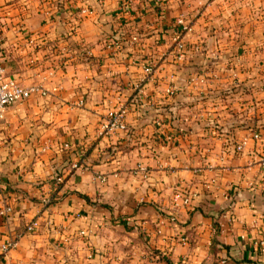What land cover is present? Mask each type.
<instances>
[{
  "label": "crops",
  "instance_id": "obj_1",
  "mask_svg": "<svg viewBox=\"0 0 264 264\" xmlns=\"http://www.w3.org/2000/svg\"><path fill=\"white\" fill-rule=\"evenodd\" d=\"M262 16L264 0H0L5 77L48 89L0 119V243L22 232L0 264L263 260ZM120 103L126 129L105 132Z\"/></svg>",
  "mask_w": 264,
  "mask_h": 264
},
{
  "label": "built area",
  "instance_id": "obj_2",
  "mask_svg": "<svg viewBox=\"0 0 264 264\" xmlns=\"http://www.w3.org/2000/svg\"><path fill=\"white\" fill-rule=\"evenodd\" d=\"M82 12H87L88 8L84 7ZM176 27L174 28L171 36L173 44L174 56L179 59L182 58L187 52V45L182 39L184 33L190 29L189 21L186 20V15L183 12H179L175 17ZM132 40H137V36L133 35ZM1 44V35H0ZM154 63L152 61L146 62L142 65V70L146 76L153 72ZM234 76L236 73L234 72ZM138 86V84L136 85ZM139 87V86H138ZM167 90L172 93L175 90V86H168ZM48 89L41 82H32L29 84H24L20 79L14 77H5V68L0 61V119L4 117L6 107L16 101L23 100L32 95H45ZM126 105L120 103L107 110L104 121L102 123V129L105 132L111 130H123L126 129V119H125ZM261 132L253 131L249 135L242 136L238 141L235 142L233 149L235 151L242 150L248 140L253 138L255 141L261 140ZM1 142V141H0ZM138 169L142 172H146V167L143 165L138 166ZM189 200L188 196H184L183 202ZM12 211L10 205H5L0 208V215L7 216L9 212ZM39 225V220L37 217L32 218L25 223V228L23 232H32ZM215 230V229H214ZM90 229H80L78 233L82 236H88ZM22 235V232H16L12 235H8L0 243V251L6 253L10 249L14 248L18 244V239ZM252 243L257 249L258 253L263 254L264 257V236L256 237L252 240Z\"/></svg>",
  "mask_w": 264,
  "mask_h": 264
},
{
  "label": "rangeland",
  "instance_id": "obj_3",
  "mask_svg": "<svg viewBox=\"0 0 264 264\" xmlns=\"http://www.w3.org/2000/svg\"><path fill=\"white\" fill-rule=\"evenodd\" d=\"M262 20L263 21H260L258 23V28L264 30V17L263 16H262ZM24 24H25V21H23V22L20 21L19 26H24ZM0 25H1V23H0ZM19 29L21 30V27H19ZM0 33H1V26H0ZM262 39L264 41V37ZM36 64H37V66H39L40 70L42 71L43 70V66L40 64V62L37 61ZM39 73H40V75L42 74L41 72H39ZM42 76H43V74L40 77H42ZM34 81L35 80H33V82ZM36 82H38V81H36ZM210 264H248V263L244 262V260L237 259V258H234V257L228 258L226 256H222V257H219L218 259H214Z\"/></svg>",
  "mask_w": 264,
  "mask_h": 264
},
{
  "label": "trees",
  "instance_id": "obj_4",
  "mask_svg": "<svg viewBox=\"0 0 264 264\" xmlns=\"http://www.w3.org/2000/svg\"><path fill=\"white\" fill-rule=\"evenodd\" d=\"M158 8L162 9V8H164V6L161 5ZM259 124L261 125V123H259ZM146 248H149L152 251H154V249H152V248H150L148 246H146ZM248 261L252 262L253 264H264V259L263 260H259V259L255 258V259H248Z\"/></svg>",
  "mask_w": 264,
  "mask_h": 264
}]
</instances>
